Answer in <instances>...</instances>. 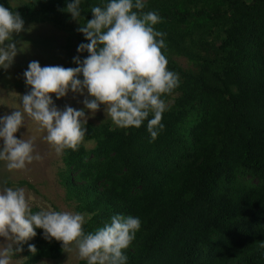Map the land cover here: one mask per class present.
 <instances>
[{"label":"trees","instance_id":"16d2710c","mask_svg":"<svg viewBox=\"0 0 264 264\" xmlns=\"http://www.w3.org/2000/svg\"><path fill=\"white\" fill-rule=\"evenodd\" d=\"M66 2L14 8L0 0L25 24L71 29L73 41L77 33L78 55L86 43L78 28L106 0H84L78 21L63 11ZM143 11L162 17L155 27L166 33L162 51L180 86L163 97L168 110L155 141L147 121L138 129L87 124L94 149L64 151L68 195L78 212L93 214L83 230L94 232L114 214L138 216L128 264H264V0H150ZM174 57L192 69L179 68ZM36 232L20 246L24 264L59 260L61 243Z\"/></svg>","mask_w":264,"mask_h":264},{"label":"clouds","instance_id":"9594fccd","mask_svg":"<svg viewBox=\"0 0 264 264\" xmlns=\"http://www.w3.org/2000/svg\"><path fill=\"white\" fill-rule=\"evenodd\" d=\"M84 0L66 2L64 12L71 19L81 17ZM145 0H106L91 7L92 18L78 28L86 43L77 47L76 67L41 66L31 61L23 73L30 91L19 96V108L0 115V162L8 172L24 171L43 157L35 151L31 139L17 138L25 117L46 133L44 140L57 154L77 150L86 137V125L104 106V114L119 128H140L146 124L151 141L164 130L161 123L168 104L163 98L180 86L178 73L168 69L164 51L166 33L157 30L162 17L155 11L144 12ZM21 15L0 4V70L7 71L21 50L14 40L24 28ZM87 52L83 60L80 54ZM85 97L82 108L56 106V100ZM87 113V115H86ZM151 117V118H150ZM24 188L0 190V264H14L24 243L42 230V238L61 243L67 253L86 264H128L125 251L141 228L138 216L114 214L94 232L85 233V214L72 211L34 212ZM93 214H87L91 219ZM28 252L37 254L34 244Z\"/></svg>","mask_w":264,"mask_h":264},{"label":"rangeland","instance_id":"374dc122","mask_svg":"<svg viewBox=\"0 0 264 264\" xmlns=\"http://www.w3.org/2000/svg\"><path fill=\"white\" fill-rule=\"evenodd\" d=\"M30 0H8L12 7L22 6V3ZM150 0H145V2ZM189 5V4H187ZM26 31L18 35L14 34V40L21 42L22 53L14 59L13 66L7 71L0 70V115L11 114L12 111L19 108V96H23L30 91L26 87L23 73L31 61H38L43 66H63L69 68L71 57H76L73 52L78 43V34L75 33V40L71 39L73 33L71 29L55 27L51 24H25ZM71 45V55L64 50L66 44ZM68 44V45H69ZM175 64L185 71L192 69L191 64L183 57H174ZM85 97L73 96L69 93L66 97L53 100L56 106L63 109L65 105L73 108H82V101ZM87 115V113H86ZM103 123L113 124L112 121L104 114V106L95 115L88 119L87 124L98 126ZM16 137L31 139L35 151L43 159L39 162L34 161L24 171L8 172L4 167V162H0V190L6 187L24 188L26 193L34 197L30 201L34 212L41 210L72 211L78 212L75 198L68 195L64 185L66 171L63 164V153L57 154L50 145L44 140L45 132L39 130L38 126L25 117V125L15 134ZM87 150L94 149L93 142L84 140L81 143ZM241 182L245 180L240 178ZM76 185V184H75ZM78 186V184H77ZM87 216L85 215V221ZM0 242L2 238H0ZM15 245L14 247H20ZM16 259H25L26 257L20 252ZM26 260H14V264H24ZM80 261L75 250L63 252L59 260L52 261L41 259L34 264H79Z\"/></svg>","mask_w":264,"mask_h":264}]
</instances>
